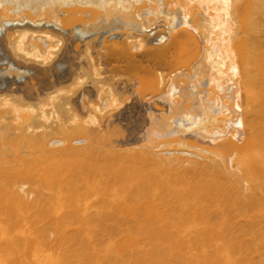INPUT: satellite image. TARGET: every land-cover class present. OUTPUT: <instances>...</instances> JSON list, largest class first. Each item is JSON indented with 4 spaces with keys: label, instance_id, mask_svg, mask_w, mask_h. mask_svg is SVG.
I'll return each mask as SVG.
<instances>
[{
    "label": "bare ground",
    "instance_id": "obj_1",
    "mask_svg": "<svg viewBox=\"0 0 264 264\" xmlns=\"http://www.w3.org/2000/svg\"><path fill=\"white\" fill-rule=\"evenodd\" d=\"M0 264H264V0H0Z\"/></svg>",
    "mask_w": 264,
    "mask_h": 264
}]
</instances>
